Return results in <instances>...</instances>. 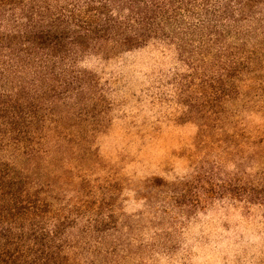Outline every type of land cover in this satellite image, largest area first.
Returning <instances> with one entry per match:
<instances>
[{
	"label": "rangeland",
	"instance_id": "obj_1",
	"mask_svg": "<svg viewBox=\"0 0 264 264\" xmlns=\"http://www.w3.org/2000/svg\"><path fill=\"white\" fill-rule=\"evenodd\" d=\"M229 31L86 58L94 89L16 153L70 264H264V5Z\"/></svg>",
	"mask_w": 264,
	"mask_h": 264
},
{
	"label": "trees",
	"instance_id": "obj_2",
	"mask_svg": "<svg viewBox=\"0 0 264 264\" xmlns=\"http://www.w3.org/2000/svg\"><path fill=\"white\" fill-rule=\"evenodd\" d=\"M264 0H0V264H70L71 221L12 160L94 89L80 63L153 42L204 55ZM198 45V46H197ZM197 61L192 60L194 65Z\"/></svg>",
	"mask_w": 264,
	"mask_h": 264
}]
</instances>
